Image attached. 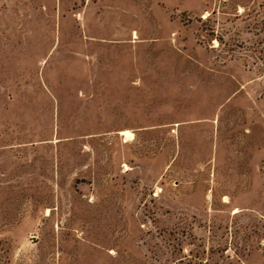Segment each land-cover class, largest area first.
<instances>
[{
    "label": "rangeland",
    "instance_id": "rangeland-1",
    "mask_svg": "<svg viewBox=\"0 0 264 264\" xmlns=\"http://www.w3.org/2000/svg\"><path fill=\"white\" fill-rule=\"evenodd\" d=\"M0 45V264H264V0H0Z\"/></svg>",
    "mask_w": 264,
    "mask_h": 264
},
{
    "label": "crops",
    "instance_id": "crops-1",
    "mask_svg": "<svg viewBox=\"0 0 264 264\" xmlns=\"http://www.w3.org/2000/svg\"><path fill=\"white\" fill-rule=\"evenodd\" d=\"M2 46H4V45H2ZM16 46L20 47V48H29V49L31 48V49H33V48H36L38 45H37V43H35L34 40L31 39V40H20V41H18V44ZM49 54L50 53L47 51L46 56L41 58L40 60H38V63L42 64V65L48 63Z\"/></svg>",
    "mask_w": 264,
    "mask_h": 264
},
{
    "label": "bare ground",
    "instance_id": "bare-ground-1",
    "mask_svg": "<svg viewBox=\"0 0 264 264\" xmlns=\"http://www.w3.org/2000/svg\"><path fill=\"white\" fill-rule=\"evenodd\" d=\"M121 134L126 136L127 138H130L132 136V134L128 130H123Z\"/></svg>",
    "mask_w": 264,
    "mask_h": 264
}]
</instances>
